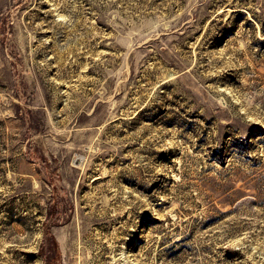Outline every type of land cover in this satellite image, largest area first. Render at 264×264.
I'll return each mask as SVG.
<instances>
[{"label":"rangeland","instance_id":"rangeland-1","mask_svg":"<svg viewBox=\"0 0 264 264\" xmlns=\"http://www.w3.org/2000/svg\"><path fill=\"white\" fill-rule=\"evenodd\" d=\"M0 264H264V0H0Z\"/></svg>","mask_w":264,"mask_h":264}]
</instances>
